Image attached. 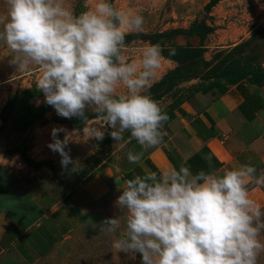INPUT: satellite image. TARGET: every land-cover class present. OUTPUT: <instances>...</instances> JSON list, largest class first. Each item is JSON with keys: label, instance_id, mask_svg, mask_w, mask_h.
Segmentation results:
<instances>
[{"label": "clouds", "instance_id": "obj_1", "mask_svg": "<svg viewBox=\"0 0 264 264\" xmlns=\"http://www.w3.org/2000/svg\"><path fill=\"white\" fill-rule=\"evenodd\" d=\"M4 4L0 44L10 50V63L17 72L39 68L36 87L44 103L85 125L82 134L63 126L51 129L47 146L60 155L62 168L73 163L66 148L74 134L102 141L108 132L116 144L134 139L143 150L127 152L131 164L163 142L169 116L149 90L165 59L164 48L170 57L176 49L155 43L145 46L139 59L125 55L126 35L143 30L142 14L113 0H85L79 14L68 0ZM89 111L99 127L89 125ZM253 179L264 184V175L251 164L221 174L204 169L194 174L182 165L159 175H135L115 201L126 215L123 234L111 247L133 258L139 254L140 264H258L264 254V209L249 197ZM120 227V217H110L99 231L116 233Z\"/></svg>", "mask_w": 264, "mask_h": 264}, {"label": "crops", "instance_id": "obj_2", "mask_svg": "<svg viewBox=\"0 0 264 264\" xmlns=\"http://www.w3.org/2000/svg\"><path fill=\"white\" fill-rule=\"evenodd\" d=\"M196 37L186 36L172 43L199 45ZM38 92L31 98L35 106L45 104L43 93ZM180 107L184 112L176 110L162 129L166 132L163 142L144 151L139 164L129 163L126 156L129 150L142 151L141 145L134 139L116 144L106 132L102 141L94 139L91 168L77 172L72 166L65 170L48 165L46 154L44 162L30 154L50 150L47 145L53 127L63 126L68 132L77 129L53 119L55 111L46 112V121L34 127L41 134L33 133L35 146L28 151L29 163L0 156V264H40L88 218L82 207L103 200L115 204L124 182L135 175L150 171L159 175L182 165L189 166L194 174L201 169L221 174L245 164L255 166L257 175H263L264 80L248 76L228 84L223 93L218 88L198 91ZM92 122L100 126L96 116L89 119V124ZM60 134L64 138V133ZM129 135L125 134L126 140ZM260 185L253 179L247 186L249 197L262 206Z\"/></svg>", "mask_w": 264, "mask_h": 264}, {"label": "rangeland", "instance_id": "obj_3", "mask_svg": "<svg viewBox=\"0 0 264 264\" xmlns=\"http://www.w3.org/2000/svg\"><path fill=\"white\" fill-rule=\"evenodd\" d=\"M113 3L144 17L143 30L130 32L125 37L124 52L129 59H139L145 46L155 44L153 38L159 43L167 38L176 42L186 36H197L194 41L199 42V45H190L189 42L177 45L173 47L176 49L175 56L170 57L168 48H164L165 59L149 90L162 109L171 105L190 86L213 76L223 58L250 62L254 70L250 71L253 77L264 75V0H113ZM68 4L75 14L85 10V0H68ZM4 9V0H0V12ZM158 33L165 35L153 36ZM9 53L10 50L0 44V56H3L0 57V99H9L5 106L0 105V156H13L9 158L11 162L17 158L29 163L30 154L35 155V158L40 157V162L46 161L42 158L46 154L48 165L61 169L58 153L45 149L28 153L35 146L33 133H39L34 131V127L43 124L46 119H38L39 123L30 129H19L13 125L14 118L19 115V103L25 100L26 92H32L33 97L40 91L36 87L40 70L33 68L29 72H17L16 66L10 63L11 57L7 56ZM53 119L59 121L62 117L56 113ZM96 124L92 122L89 125ZM83 127L76 130L82 134ZM60 139L63 137L60 136ZM93 147L94 139H88L86 135H73L66 151L70 149L73 163L69 166L74 172L83 167L88 170L91 168L90 164L95 158ZM260 186L264 193V184ZM261 208L264 209V204ZM82 209L89 214L88 218L69 233L59 250L40 264H140L139 254L133 258L111 247L112 241L123 234L126 213L108 200ZM117 216L121 219V227L116 233L99 231L103 220ZM258 264H264V254L258 259Z\"/></svg>", "mask_w": 264, "mask_h": 264}, {"label": "trees", "instance_id": "obj_4", "mask_svg": "<svg viewBox=\"0 0 264 264\" xmlns=\"http://www.w3.org/2000/svg\"><path fill=\"white\" fill-rule=\"evenodd\" d=\"M164 35L165 34L163 33H158V35H153V36L162 37ZM152 41L153 43H156V40L154 38L152 39ZM159 43H161L162 45L177 47L175 43H172L170 41V38L163 39L159 41ZM237 46L239 47V45ZM252 67L253 66L250 64V62H241L236 59L227 60L226 58H223L220 64L218 65V67L216 68L213 76H211L208 80L202 81L198 85L190 86L187 90H185L186 92H182L179 96H177L176 99L171 103V105L163 109L164 111L167 112L169 116L168 121H170L172 118L175 117L176 110H179L180 112L183 113L184 111L180 107V104L183 102L184 99L189 98L191 95H193L198 91L208 92L210 90H213L214 88H218L219 91L223 93L225 92L226 86L228 84L239 83L248 76L253 78L255 81L264 80L263 74H259L254 77L251 75L250 71L254 72ZM38 93L39 92H37L36 94ZM32 95H33L32 92H26L25 100L19 103V107H18L19 115H17L14 118L13 121L14 127L19 129L30 128L34 126L36 123H39L38 119L44 120L46 112L50 110L55 111L53 107L47 105L46 103L41 106H35L33 104H30L29 99L32 97ZM87 114L89 116V119L95 117V114L90 111ZM59 122H63L71 128H79L84 126V123L78 117H73L71 119L62 117V120H59Z\"/></svg>", "mask_w": 264, "mask_h": 264}, {"label": "built area", "instance_id": "obj_5", "mask_svg": "<svg viewBox=\"0 0 264 264\" xmlns=\"http://www.w3.org/2000/svg\"><path fill=\"white\" fill-rule=\"evenodd\" d=\"M7 98V97H6ZM8 100V99H7ZM7 100L6 99H0V105L1 106H4L6 103H7Z\"/></svg>", "mask_w": 264, "mask_h": 264}]
</instances>
